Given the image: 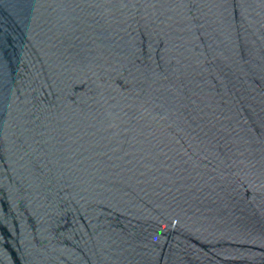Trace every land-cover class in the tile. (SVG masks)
Wrapping results in <instances>:
<instances>
[{
  "label": "water",
  "instance_id": "95a60500",
  "mask_svg": "<svg viewBox=\"0 0 264 264\" xmlns=\"http://www.w3.org/2000/svg\"><path fill=\"white\" fill-rule=\"evenodd\" d=\"M0 264H264V0H0Z\"/></svg>",
  "mask_w": 264,
  "mask_h": 264
}]
</instances>
